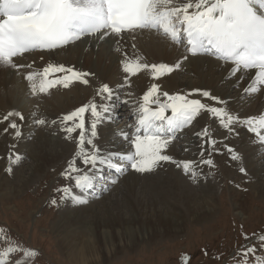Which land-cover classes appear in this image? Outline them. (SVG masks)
Returning <instances> with one entry per match:
<instances>
[{
    "label": "snow or ice",
    "instance_id": "1",
    "mask_svg": "<svg viewBox=\"0 0 264 264\" xmlns=\"http://www.w3.org/2000/svg\"><path fill=\"white\" fill-rule=\"evenodd\" d=\"M137 30L155 31L173 44L182 45L185 53L182 60L211 56L222 61L229 66L222 69L225 74L222 79L230 81L233 88L244 79L243 96L264 89V0H0V65L16 70L31 68L30 64L18 63L17 58L37 51L63 49L84 37L121 38L123 34ZM121 67L125 74L121 84L116 87L101 84L96 91V100H89L50 121L66 139L75 140L74 156L61 173L72 185L58 190L71 196L75 204H87L89 196L99 198L130 171L149 174L166 163L182 169L193 183L202 177L206 179L201 166L212 169L215 165L211 158L204 159V156L207 152L210 157L209 149H216L218 143L211 138L207 127L195 134L202 141L199 161L176 160L167 152L172 142L180 138L179 133L202 113L218 121L219 127L226 132L225 139L238 136L239 129L243 128L255 147L264 148V115L241 117L236 109L230 110L231 97L222 99L220 95L200 88L187 94H170L161 92L157 83L148 86L138 98H133L130 91L121 95L126 85L131 86L130 76L150 70L152 79L159 80L180 69L179 60L148 64L135 57L121 61ZM92 75L74 66L49 63L40 72H28L25 79L30 82L35 95L37 91L47 93L57 86L68 89L75 82L88 85ZM194 95L219 106L190 98ZM120 105L129 106L134 118L123 127L119 126L116 112ZM32 116L34 128L49 124L47 119L37 117L36 112ZM24 120L22 112L8 111L0 119V125H5L0 132L10 135L14 141L19 140ZM102 125L112 127V137L120 145L119 150L105 153L98 145ZM74 133L77 134L75 137ZM225 147L233 161H242L235 148ZM23 158L20 154L10 155L7 171L11 173V165L19 164ZM104 168L114 170L113 174L104 178ZM239 171L247 175L244 167L241 166ZM98 180H103L99 186ZM73 188L83 195H73ZM51 203L55 205L57 201ZM243 236L245 240L251 239L246 233ZM260 245H264V234L259 235L258 244L238 250L239 255L233 253L235 264H250L252 253ZM16 251L11 245L0 251V264H8L5 258ZM261 251L264 252V248ZM21 253L29 258L37 255L30 249H21ZM14 264L24 262L17 259ZM257 264H264V256Z\"/></svg>",
    "mask_w": 264,
    "mask_h": 264
},
{
    "label": "bare ground",
    "instance_id": "2",
    "mask_svg": "<svg viewBox=\"0 0 264 264\" xmlns=\"http://www.w3.org/2000/svg\"><path fill=\"white\" fill-rule=\"evenodd\" d=\"M133 45L135 46L133 47ZM184 54L182 46L171 43L160 34L154 31L137 30L135 33L123 34L121 38L105 37L101 40L95 36L87 37L63 49L43 53L33 52L17 58L18 63L30 64L31 68L16 70L0 65V88L3 89V93L0 89V119L12 110L20 111L25 116L22 138L19 140L12 139L11 144L9 135L0 132V151L4 148H6V152L11 149L15 154L30 159V172H23V168L20 170V182L11 187L12 193L19 192L22 184H28L47 167L56 164L64 157H73L74 151H72L71 142H75V140L66 139L65 134L57 126L51 125L50 121L89 100H96V91L101 84L107 83L111 87L121 84L125 77L121 61L125 59L140 57L142 63L148 64L175 63L179 60L181 67L171 74H165L159 80L152 79L150 70H142L137 75L130 76L131 86L126 85L121 95L130 91L133 93V98H138L152 83L159 84L161 92L167 91L170 94H187L194 88H200L210 90L214 95H220L222 99L231 97L232 102L229 108L230 110L236 109L241 117L248 114L264 115V89L258 93L243 96L244 79L237 82L236 88H233L230 81L222 79V76L225 75L222 69L228 68V65L209 56L189 57L188 60H182L181 57ZM49 63L74 66L78 70L88 71L94 75L88 78V85L75 82L68 89L57 86L47 93L37 91L33 95L30 82L25 79V76L30 71H42V68ZM252 75L254 77V72ZM13 85L17 87L14 89ZM47 95L53 97L48 99ZM190 98L202 99L205 103L218 106L199 95ZM33 112H36L37 117L47 119L49 124L34 128ZM120 112L117 113L119 126L123 127L129 121L126 114ZM209 117L210 115L202 113L197 118L195 122L199 131H203L205 127L210 131ZM88 119H91L90 116ZM215 123L219 127L218 121ZM196 125L193 123L188 130V127L186 128L187 131L183 130V132L186 131L185 133H179L180 138L170 145L171 148L167 152L174 159H186L180 157L179 153L183 155V153L191 152L192 156H189L191 159H195L197 156L193 147L188 146L190 143L192 146L194 145L195 139L193 140L192 130ZM4 126L0 125V128ZM217 126L213 124L214 128ZM99 132L98 145L105 153L119 150L120 145L112 137L111 126L102 125ZM76 135V133L73 134L74 137ZM223 136L225 137L226 133H223ZM237 138L236 141L249 143L248 148L243 147V153L248 161L253 159L251 156L257 147L250 140L247 130L240 128ZM179 145H184V151L179 150ZM252 161L250 164L254 175L260 178L263 174L255 188L257 192L264 193V163ZM171 165L170 163L164 164L157 169L159 172L148 174L144 179L141 178L142 175L131 171L121 176L114 188L113 195L108 197V201L105 202V197L99 200L102 203L101 211L96 209L98 204L93 205L94 209L89 211L93 207L91 202L94 200L90 197L87 204L78 205L73 202L71 196H68L66 204L69 205L66 209L63 208L65 209L62 211L63 216L56 225H61L58 230L59 242L69 260L74 264L105 260V253L112 251L115 254L119 251L117 250L119 247H129L136 241H143L153 228L159 232L158 234L170 232V235L175 237L182 231V222L185 219L194 221L199 217L206 219V215L213 212L212 201L207 200L209 197L206 198V193L196 196L193 193L196 191L192 190L186 182L187 176L184 177L185 180L179 173L171 169L165 170L168 168L167 166ZM177 169L179 170V168ZM180 172L183 175V171ZM104 175L107 178L112 174L102 172L103 177ZM201 179L205 178H200L199 184L202 182ZM190 182L192 181L190 180ZM101 183L103 180L97 181L98 186ZM120 184L122 188L119 187ZM95 190L93 189V191ZM152 191L159 196L156 197ZM76 194L83 195L80 191L73 189V195ZM181 202L185 205V212L178 208ZM166 203L171 204V207ZM74 228H78L74 233L67 234L65 232ZM162 230L164 231L162 232ZM140 233L144 236H141ZM155 235L152 234L150 239H153Z\"/></svg>",
    "mask_w": 264,
    "mask_h": 264
},
{
    "label": "rangeland",
    "instance_id": "3",
    "mask_svg": "<svg viewBox=\"0 0 264 264\" xmlns=\"http://www.w3.org/2000/svg\"><path fill=\"white\" fill-rule=\"evenodd\" d=\"M13 86L14 89L17 87ZM0 89L3 93V89ZM52 97V95H47L48 99ZM29 99L31 100V98ZM209 121L211 123L210 134L213 133L211 138L217 140L218 143L216 149H209L210 157L207 152L204 156V159L211 158L215 165L212 169L201 166L207 179H201L203 182L201 184H199L200 179L196 183L190 182L191 179L186 180L184 178L186 176L180 172L181 169L178 170L174 164L167 166L168 168L165 170L171 169L179 173L192 190L196 191L193 192L196 196L206 193V198L209 197L207 200L212 201L214 205L213 212L206 215V219H202L203 217H199L196 221L185 219L182 222V231L178 236H171L170 232L158 234L159 232L153 228L143 241H136L137 243L134 242L129 247H119L116 255L110 251L105 253V260L99 259L100 261L96 262L92 260L87 264H185V260H187V264H235L233 253L239 255L238 250L243 251L244 248L258 244L259 235L264 234V193L257 192L255 186L260 182L263 174L260 178L256 177L250 162L253 160L255 163L263 164L264 159L261 154L264 148L255 149L257 152L253 151L251 156L253 159L248 161L243 153V147L248 148L249 143L236 141L238 136L225 139L224 136L222 137V134L226 133L225 130L217 126L212 116L209 117ZM194 124L196 125L195 121ZM213 124L217 127L214 128ZM197 132L201 131L196 125L192 130L194 138L191 137L193 140L195 139L194 145L192 146L190 143L188 146L193 147L197 154L195 160L199 161V146L202 141L195 135ZM8 138L12 144L11 136L9 135ZM71 144L73 145L72 151H74L75 142H71ZM225 145L235 148L242 156V161H233ZM208 147L206 144V148ZM170 148L171 146H169ZM178 148L184 151V145H179ZM11 154H14L11 149H8L7 152L6 148L0 151V251L9 245L17 249L11 254V257L5 258L8 264H14L17 259L24 264H74L62 250L58 236L61 225H56L63 216L62 211L69 205L66 204L68 196L58 190L66 185H72V182L66 180L61 173L64 172L73 157H64L56 164L47 167L28 184H22L20 191L13 194L11 187L20 182V170L23 168V172H30V159L23 156L24 158L19 164L11 165L12 172L9 173L7 171L8 157ZM179 155L191 159L189 156H192V153L187 152L183 155L179 153ZM241 166L247 170V175L239 171ZM156 172L159 170L149 173V175ZM137 175H142L143 179L148 176V174ZM117 184L118 182L111 185L109 191L94 199L91 206L98 204L96 209L101 211L102 203L99 200L105 197L104 200L107 202L108 197L113 195ZM119 187L122 188L121 184ZM152 193L156 197L159 196L154 191ZM52 200H56L57 203L53 205ZM166 204L171 207V204ZM159 205L161 206V204ZM94 206L89 211H92ZM178 208L185 212L183 202ZM76 230L78 228L65 232L69 234ZM243 233L248 234L251 239L245 240ZM152 234L156 235L150 239ZM140 235L144 236L141 233ZM262 248L264 245H260L252 253L253 259L250 264H257V261L264 256ZM21 249L33 250L37 255L31 258L26 257L21 253ZM244 259L247 260L248 257Z\"/></svg>",
    "mask_w": 264,
    "mask_h": 264
}]
</instances>
